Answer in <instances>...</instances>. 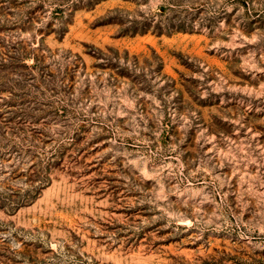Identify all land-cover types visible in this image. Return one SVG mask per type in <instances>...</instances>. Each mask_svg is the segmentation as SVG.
Segmentation results:
<instances>
[{
	"label": "rangeland",
	"instance_id": "obj_1",
	"mask_svg": "<svg viewBox=\"0 0 264 264\" xmlns=\"http://www.w3.org/2000/svg\"><path fill=\"white\" fill-rule=\"evenodd\" d=\"M0 264H264V0H0Z\"/></svg>",
	"mask_w": 264,
	"mask_h": 264
},
{
	"label": "trees",
	"instance_id": "obj_2",
	"mask_svg": "<svg viewBox=\"0 0 264 264\" xmlns=\"http://www.w3.org/2000/svg\"><path fill=\"white\" fill-rule=\"evenodd\" d=\"M35 175H36V174H35ZM38 177H39V176H38ZM38 177H37V179H39ZM44 177H45V180H40V184H42V183H46V184H47V183L50 182V178H49V176H46V174H45ZM38 181H39V180H38ZM34 182H36V181L31 180V182H30V184H29V187H31L30 189H32V190H36V189H37V188H34V187H33V185H34L33 183H34ZM26 197L28 198L29 196H26ZM27 198H25V199H27ZM19 203H20V202H16V203H15V206H19V205H20ZM22 203H23V202H22Z\"/></svg>",
	"mask_w": 264,
	"mask_h": 264
}]
</instances>
